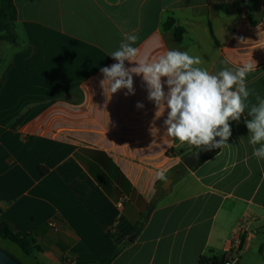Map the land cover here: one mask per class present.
<instances>
[{
	"label": "crops",
	"instance_id": "obj_1",
	"mask_svg": "<svg viewBox=\"0 0 264 264\" xmlns=\"http://www.w3.org/2000/svg\"><path fill=\"white\" fill-rule=\"evenodd\" d=\"M14 3L17 44L0 42V222L37 237L28 264H103L115 253L111 264H264V160L248 143L250 117L230 121L231 146L199 150L165 136L167 111L156 117L142 76L134 94L109 99L100 71L134 34L137 62L179 49L213 74L252 63L248 87L264 97V0Z\"/></svg>",
	"mask_w": 264,
	"mask_h": 264
},
{
	"label": "clouds",
	"instance_id": "obj_2",
	"mask_svg": "<svg viewBox=\"0 0 264 264\" xmlns=\"http://www.w3.org/2000/svg\"><path fill=\"white\" fill-rule=\"evenodd\" d=\"M137 40V35L126 34L118 49L109 53L116 63L100 69L101 87L104 93L107 91V98L121 89H127L126 95L134 94L133 76H142L147 98L156 106V117L167 111L165 136L199 150L231 146L227 142L232 135L230 121L239 122L246 113L250 117L245 123L252 155L258 161L264 160V97L248 87L252 63L235 69L225 67L213 74L201 66V57L179 49L137 62ZM126 61L134 66L127 67ZM137 107L143 108V104L137 103ZM158 178L165 183L168 180L164 171L158 173Z\"/></svg>",
	"mask_w": 264,
	"mask_h": 264
},
{
	"label": "trees",
	"instance_id": "obj_3",
	"mask_svg": "<svg viewBox=\"0 0 264 264\" xmlns=\"http://www.w3.org/2000/svg\"><path fill=\"white\" fill-rule=\"evenodd\" d=\"M18 19V11L14 0H0V42H9L17 44V35L14 32V25ZM174 21L171 20L167 27L173 26ZM182 30L178 31L177 37L181 38ZM208 157H203L200 163L207 160ZM3 214V209L0 207V217ZM112 236V235H111ZM10 242L15 244L26 256L34 257L35 254L42 251L38 239L35 235L20 236L15 234L8 223L0 222V247L2 243ZM3 249V248H2ZM6 251V250H5ZM7 252V251H6ZM8 253V252H7ZM117 253L111 256L103 264H111L115 259ZM200 264H219L214 261L201 259Z\"/></svg>",
	"mask_w": 264,
	"mask_h": 264
},
{
	"label": "water",
	"instance_id": "obj_4",
	"mask_svg": "<svg viewBox=\"0 0 264 264\" xmlns=\"http://www.w3.org/2000/svg\"><path fill=\"white\" fill-rule=\"evenodd\" d=\"M197 161H198V158H197V156L194 155V156H191V157L185 159L184 164L189 169H192L194 166H196ZM172 181H173V178H169L168 181L163 185V190H168ZM157 200H158V197L155 200L154 204L152 205L151 210L146 217V221L149 219L150 213H151L152 209L154 208ZM138 233H139V231L137 232V234ZM137 234L134 235L133 238H135L137 236ZM133 238L130 239V241L133 240ZM0 264H21V263L0 247Z\"/></svg>",
	"mask_w": 264,
	"mask_h": 264
},
{
	"label": "rangeland",
	"instance_id": "obj_5",
	"mask_svg": "<svg viewBox=\"0 0 264 264\" xmlns=\"http://www.w3.org/2000/svg\"><path fill=\"white\" fill-rule=\"evenodd\" d=\"M2 248L14 257L21 264H28L30 257H27L15 244L10 242L2 243Z\"/></svg>",
	"mask_w": 264,
	"mask_h": 264
},
{
	"label": "built area",
	"instance_id": "obj_6",
	"mask_svg": "<svg viewBox=\"0 0 264 264\" xmlns=\"http://www.w3.org/2000/svg\"><path fill=\"white\" fill-rule=\"evenodd\" d=\"M49 226L53 228L54 227V222L53 221H50L49 222ZM244 234H245L244 233V230L243 229H239L236 232L235 236H234V243L237 246V252H238L237 254L240 253V251H241V249L243 247V244H244V241H243ZM238 259H239V255L234 256V257H230V258L227 259V261L224 264H236L237 261H238Z\"/></svg>",
	"mask_w": 264,
	"mask_h": 264
}]
</instances>
